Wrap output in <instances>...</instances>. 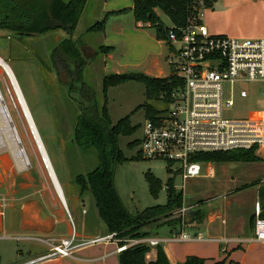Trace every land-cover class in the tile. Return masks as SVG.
Segmentation results:
<instances>
[{"label":"rangeland","instance_id":"374dc122","mask_svg":"<svg viewBox=\"0 0 264 264\" xmlns=\"http://www.w3.org/2000/svg\"><path fill=\"white\" fill-rule=\"evenodd\" d=\"M158 15L164 27H172L164 14L159 13ZM102 18L100 4H96L94 7L93 2L88 0L71 36L63 30H57L43 36L18 37L6 30H0V58L9 66L15 77L62 194V199L57 196L38 156L34 141L23 129L24 126L26 130L23 119L19 118L12 109L5 92L3 81L5 75L0 70V90L29 161L27 171L17 174L11 167L13 162L10 153L5 151L0 154V195L5 196L9 203L4 210L3 218L0 216V264L19 262L17 258L19 250L25 256L43 252L39 242L25 241L26 236L16 229L22 216L21 211L13 209V206L18 203L36 201L43 206L45 212L55 208L62 209L67 215L65 221H70L74 232L85 222L86 228L97 229L99 236L109 234L98 217L92 197L90 195L80 197L79 190L74 183V178L77 175H85L98 164L97 154L93 149L81 152L72 143L75 118L78 114L74 99L78 98L76 87L81 83L73 82L74 93L69 96L65 89L66 85L64 86L67 78L63 73L57 71L60 64H56L55 68L52 63V57L56 55L53 56L54 50H67L71 42L79 51L82 45V48L86 50L85 64H82V59L79 56L73 58L68 56V65L73 66L75 61V64L80 66L81 82L94 91L99 109L104 103L102 94L104 76L114 72L143 73L150 60L145 59V53L135 51V49L127 57H120L124 46L117 45L114 51L115 58L110 67H105V55L94 56L93 53H96L100 46L112 44L104 33L88 31L96 21ZM144 31L154 34V30L151 28H144ZM133 42L135 48L140 46L136 37L133 38ZM161 48L165 56L166 48L165 46ZM161 66L162 74L168 76L171 69L164 58L161 59ZM106 96V107L111 125H115L120 119L129 116L131 126L137 127L131 136L118 137L117 146L126 160L113 165L114 187L130 214L135 215L145 208L164 205L166 203L165 183L168 178L173 179L174 187L182 193L183 205L191 204L188 206H192L195 210L200 207L199 205L204 206L206 203L212 204L214 207L221 206V202L224 201L223 196L226 194L222 187L224 181H235L233 172H230V165L213 164V173L208 175L207 163H200V175L182 181L180 172L177 171V164L172 165L171 173H168L166 161L147 160L140 157L138 153L137 140L141 137L142 127L146 120L143 110L137 109L146 102L144 86L141 83L129 81L108 88ZM147 102L158 111L169 109V105L155 99ZM261 108L260 101H236L229 116L251 114ZM130 142L134 143V146L129 147ZM136 156L138 159H133ZM259 163H261L257 166L260 169L259 175L264 178V161ZM148 172L161 182L157 198H153L149 193L145 181V174ZM244 195L246 196L248 193ZM51 205L55 206L50 208ZM163 222L158 225L160 226ZM62 225L65 228V224ZM163 233L164 231H161L162 235Z\"/></svg>","mask_w":264,"mask_h":264},{"label":"built area","instance_id":"2783aa9c","mask_svg":"<svg viewBox=\"0 0 264 264\" xmlns=\"http://www.w3.org/2000/svg\"><path fill=\"white\" fill-rule=\"evenodd\" d=\"M196 3V18L187 20L181 27L172 26L167 30L166 38L161 40L167 47L166 63L182 85L171 94L169 109L153 120H145L138 139L140 157L177 164L182 181L200 175L201 162L192 160L199 153L252 150L264 161V38L234 39L210 33L203 22L206 10L203 0H196ZM0 70L5 75L3 81L9 103L23 119L26 130L24 126L23 129L33 140L31 116L25 111L24 98L9 66L1 58ZM250 100L260 101L262 108L251 114L229 116L236 101ZM6 144L11 147L6 148ZM5 151L10 153L11 167L17 174L27 171L29 161L0 90V154ZM207 173L212 175V169L209 168ZM8 205L7 198L0 195L2 218ZM191 208L183 205L175 213L183 225L184 214ZM262 213L257 197L251 231L253 240L264 243ZM172 238L203 240L202 233L197 231L180 232ZM36 241L47 244L48 253L24 264L50 258H71L78 250L104 244H114L117 254L139 244L150 248L160 244L156 236L120 240L114 233L79 237L74 231L68 238L56 242L40 238ZM218 241L222 244L229 242L225 239Z\"/></svg>","mask_w":264,"mask_h":264},{"label":"trees","instance_id":"16d2710c","mask_svg":"<svg viewBox=\"0 0 264 264\" xmlns=\"http://www.w3.org/2000/svg\"><path fill=\"white\" fill-rule=\"evenodd\" d=\"M215 0H203L206 9L212 8ZM88 0H0V30H6L18 37L43 36L49 32L63 30L71 36L81 18ZM196 0H133V15L135 22L149 24L154 30L155 38H166L167 30L159 19V13L164 14L173 27H181L187 20L196 18ZM104 19L95 22L89 32H102ZM67 42V41H65ZM70 42V41H69ZM110 47L100 46L97 54L106 55ZM83 52V53H82ZM86 50L76 49L74 43L69 44L67 50L53 51L52 63L58 72L67 78L64 84L69 96L74 93L73 82H80L76 87L77 99H74L78 114L75 118L72 143L81 152L93 149L97 154V166L85 175H77L74 183L79 190V196L90 195L95 203L99 219L103 222L108 233H114L120 240H137L151 236V230L158 228V223L163 222L171 231L181 229V218L175 213L183 206V195L174 187L173 179L168 178L165 183L166 203L143 209L132 215L123 205L113 183V165L126 160L117 146L119 136H131L137 127L131 126L129 116L120 119L111 125L108 109L106 107V93L108 88L124 84L129 81L141 83L144 86L146 102L137 109H142L145 119L153 120L166 110L158 111L147 101L158 100L168 105L171 94L182 85L180 79L173 72L164 78H154L142 73L110 74L102 79V94L104 103L99 109L95 94L92 89L81 82L80 66L68 65V56L82 59ZM67 56V57H66ZM56 58V59H55ZM75 60V59H73ZM58 61V62H57ZM59 63V64H58ZM57 64V65H56ZM63 85V83H62ZM136 109V110H137ZM139 143V140H137ZM130 142L129 147L134 146ZM139 153V152H138ZM133 159H138L136 156ZM201 163H255L263 161L250 151H227L199 153L192 158ZM166 171L171 173L172 162H166ZM148 190L153 198L158 197L161 182L151 173L145 174ZM258 183H253L256 185ZM251 185V186H252ZM264 218V186L258 190ZM200 211H195L191 218L192 223H197ZM161 226V225H160ZM175 232V231H174ZM160 245L156 246V258L147 261L146 254L150 247L139 244L127 248L118 254L119 264H170ZM180 264H204V260L197 257H187Z\"/></svg>","mask_w":264,"mask_h":264},{"label":"crops","instance_id":"0c3cea01","mask_svg":"<svg viewBox=\"0 0 264 264\" xmlns=\"http://www.w3.org/2000/svg\"><path fill=\"white\" fill-rule=\"evenodd\" d=\"M91 2H93L94 7L96 4H100L101 18L103 16L101 20L104 19L103 31L100 33H104L105 37L108 38L107 40L112 43L107 46L111 50L105 55V67H110L114 61V51L117 45H123L120 57H127L131 51L133 52V49L146 54L145 59L150 60V62L146 70H143L144 75L154 78L167 77L161 72V59L164 58L166 62L167 57V54L163 55L161 47L165 46L166 51L167 47L161 40L155 38V34L144 31V28H150L149 26L135 22L132 11L133 0H91ZM203 22L210 33L213 34L226 35L234 39H263L264 0H215L212 8L205 10ZM134 37L138 39V44L140 45L138 48H135ZM112 74L125 73L114 72ZM25 111L28 114V109L25 108ZM30 123L35 137L33 141L36 145L38 156L50 180V172L45 166L47 165L45 150L31 119ZM10 144H6V148L7 146L10 148ZM19 164L17 163L18 166ZM221 164L231 166L229 167L230 172H233V179H235L232 182L224 181L222 187L226 194L223 196L224 201L221 202V206L214 207L209 203L204 206L199 205L200 207L197 210L201 213L200 220L197 223L190 222L193 217L192 214L186 222L184 221V225L181 224V229L178 231L174 230L175 232H172L171 228L165 224H161L158 228L151 230V237L156 236L160 239L159 247L165 252L170 264L183 263L190 256L203 259L204 264H264V243L253 240L251 231L254 203L258 197L259 188L264 186V178L259 175L260 169L257 167L261 163ZM207 165L208 169L211 168L213 170L212 166L217 164L207 163ZM234 172L236 173L234 174ZM52 180L55 183L53 178ZM253 183L258 184L252 185ZM59 188L61 189L60 185ZM245 193H248V195L245 196ZM54 206L51 205L50 208ZM13 209H15L14 206ZM46 213L53 218L55 224L53 228L43 232L31 229L36 226L42 229L45 224L28 221L21 227L20 220L16 229L19 233L26 236L24 238L25 241H36V238H40L56 242L71 235L73 232L71 223L70 221H68L69 223L65 221L67 215L62 209L46 210ZM62 224H65V228ZM161 231H164L163 235ZM196 231L202 233V241H179L172 238L173 235L180 232L193 233ZM75 234L79 237L99 236L98 230L87 229L85 222L79 226V229H75ZM220 239H225L229 242L222 244L218 241ZM40 245L43 252L37 255L25 256L19 250L17 254L19 262L16 264L28 263L48 253L49 246L44 243H40ZM155 258L156 248L152 247L146 254V260L154 261ZM34 264L119 263L115 245L104 244L78 250L71 258H50Z\"/></svg>","mask_w":264,"mask_h":264},{"label":"water","instance_id":"95a60500","mask_svg":"<svg viewBox=\"0 0 264 264\" xmlns=\"http://www.w3.org/2000/svg\"><path fill=\"white\" fill-rule=\"evenodd\" d=\"M47 165H49V168H51L50 163L47 159ZM53 176L55 177L53 170L51 169ZM52 176V175H50ZM54 190L57 193V196L62 199V194H61V189L58 186V182L56 180V186L55 183H52ZM14 208L21 211V227L24 226L25 223L28 221H31L33 223H43L44 228L40 229L38 226L33 227L31 230L35 231H45V230H50L53 228L55 221L53 220L52 217H50L44 210L43 206L36 202V201H28L25 203H18L14 205ZM196 210L191 208L188 211L185 212L184 214V221L186 222L188 220V217H190Z\"/></svg>","mask_w":264,"mask_h":264},{"label":"bare ground","instance_id":"6f19581e","mask_svg":"<svg viewBox=\"0 0 264 264\" xmlns=\"http://www.w3.org/2000/svg\"><path fill=\"white\" fill-rule=\"evenodd\" d=\"M26 108V107H25ZM27 109V108H26ZM35 129V128H34ZM45 153V152H44ZM45 158H46V161H47V159H48V157H47V155L45 154ZM48 161H49V159H48ZM50 163V162H49ZM48 164V163H47ZM46 166V169L48 170V172H50L49 173V177H50V180H51V182L52 183H54V181L52 180V178L55 180V186H56V176L54 177L53 176V174H51L52 173V171H51V169H52V166H51V164H50V166H51V168H49V165H45ZM53 170V169H52ZM53 173H54V171H53ZM50 175H52V176H50ZM55 175V174H54ZM58 182V181H57ZM53 185V184H52ZM58 186H59V184H58Z\"/></svg>","mask_w":264,"mask_h":264}]
</instances>
